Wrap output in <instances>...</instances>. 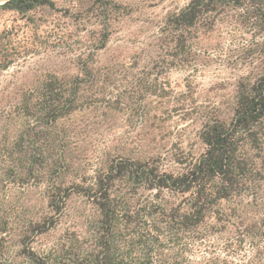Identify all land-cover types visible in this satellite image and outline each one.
Returning a JSON list of instances; mask_svg holds the SVG:
<instances>
[{
  "label": "rangeland",
  "instance_id": "1",
  "mask_svg": "<svg viewBox=\"0 0 264 264\" xmlns=\"http://www.w3.org/2000/svg\"><path fill=\"white\" fill-rule=\"evenodd\" d=\"M53 1L55 10L39 8L24 18L0 10V32L15 29L19 39L34 48L0 74V110L48 76L87 79L83 106L57 125L61 166L56 176L61 185L82 182L116 158H154L165 170H181L177 158H196L204 152L200 133L205 121H230L239 82H253L260 74V56L248 52L255 43L252 31L230 13L211 32H201L193 44L191 66L164 70L159 28L191 0H110L113 4L108 6L96 0ZM113 5L118 6L115 11ZM83 68L92 76L85 77ZM99 76L100 82L94 83ZM4 123L0 120V133ZM20 171L18 166H0L6 264H27L22 254L25 234L32 238L29 247L41 253L66 230L86 231L89 219V205L82 197L73 195L57 213L49 205V178L28 179L25 171L21 180ZM222 208L236 214L232 222L256 220L264 208V182ZM51 216L57 221L55 228L31 235L36 223ZM233 236L232 225H220L208 240L210 252L225 258L223 246ZM241 252L247 261L264 257L249 245Z\"/></svg>",
  "mask_w": 264,
  "mask_h": 264
},
{
  "label": "trees",
  "instance_id": "2",
  "mask_svg": "<svg viewBox=\"0 0 264 264\" xmlns=\"http://www.w3.org/2000/svg\"><path fill=\"white\" fill-rule=\"evenodd\" d=\"M44 7L56 9L53 0H11L0 10L24 18ZM228 13L252 31L255 43L248 52L260 56L261 71L255 81L239 82L230 121L217 117L205 121L200 133L204 152L196 158L186 154L177 158L181 170H165L154 158H116L82 182L59 184L57 125L83 106L88 82L81 76L69 80L48 76L0 110V120L5 122L0 166L21 167V180L26 172L28 179L48 177L49 205L57 213L73 195L82 197L90 209L86 231L66 230L47 251L32 250L28 245L32 238L25 234L22 254L27 264H264V257L247 261L241 252L249 245L264 253V208L247 223L232 222L236 214L222 208L224 202L264 182V0H191L160 26L158 48L164 70L189 67L201 32H211ZM33 50L15 29L0 32V74ZM87 69L83 68L85 77L92 76ZM100 80L99 76L93 82ZM56 224L53 216L45 218L30 233L48 234ZM220 225L234 229V236L223 246L225 258L211 253L208 242ZM3 233L6 228L0 224V264H6Z\"/></svg>",
  "mask_w": 264,
  "mask_h": 264
},
{
  "label": "water",
  "instance_id": "3",
  "mask_svg": "<svg viewBox=\"0 0 264 264\" xmlns=\"http://www.w3.org/2000/svg\"><path fill=\"white\" fill-rule=\"evenodd\" d=\"M9 1H11V0H0V6L8 3Z\"/></svg>",
  "mask_w": 264,
  "mask_h": 264
}]
</instances>
